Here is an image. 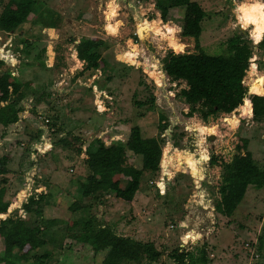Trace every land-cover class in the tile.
Here are the masks:
<instances>
[{"label": "rangeland", "instance_id": "1", "mask_svg": "<svg viewBox=\"0 0 264 264\" xmlns=\"http://www.w3.org/2000/svg\"><path fill=\"white\" fill-rule=\"evenodd\" d=\"M8 1L3 0L0 14ZM157 1L36 0V14L23 27L15 33L0 31V59L6 62L0 66V73L10 72L18 83L31 82L45 89L41 103L31 102L33 97L24 102L32 108L38 104L37 114L52 118L57 125L49 143L34 147L41 153L26 148L31 139L27 131L34 128L33 114H26L28 130L27 122L18 123L6 138L0 139V157H10V172L0 181L7 180L5 186L11 195L17 199L20 193L24 196L32 180L33 193L45 191L49 195L45 218L56 220L58 225L49 234L54 241L39 251L52 254L48 264L62 259H67L66 264H93V252L69 239L66 230L68 208L80 199L79 185L89 175L84 157L77 151L80 147L97 148L99 141L125 143L133 127H140L145 138L164 139L163 153L167 156L162 164L168 181L160 182L159 172H146L132 203L117 199L113 193L104 198L103 205L84 199L82 205L89 209L73 219L96 216L121 236L154 243L163 253L156 264H177L171 253L182 242L189 245L186 249L180 247V252L207 243L209 264H264V248L259 250L264 189L250 187L232 218L215 210L222 163L233 159L243 140L249 141V150L264 169V121L257 123L249 114L218 113L206 123L197 116L189 120L184 117L188 108L175 94L185 84L165 79L160 71L161 59L169 52L197 53L195 41L181 35L182 9L169 15V23L178 31L166 32ZM194 1L206 13L200 38L204 51L211 56H227L228 41L242 35L251 41L250 61L255 59L256 65L255 74L249 76L246 72L244 81L251 87L264 86V54L258 49L262 40L254 37L250 24L254 19L264 20V0ZM85 38L102 42L99 51L107 62L102 70L82 73L84 62L79 60L76 48ZM161 113L168 119L164 131L159 128ZM39 131L42 141L47 134ZM63 140L66 147L59 144ZM199 155L203 160L217 159L218 165L210 166L209 162V167H198L203 162L197 159ZM133 159L141 168L140 158ZM152 180L157 184L151 185ZM208 187L217 191L215 201L205 196ZM13 203L6 218L21 219L25 212L22 208L11 210ZM2 249L0 241V254Z\"/></svg>", "mask_w": 264, "mask_h": 264}, {"label": "trees", "instance_id": "2", "mask_svg": "<svg viewBox=\"0 0 264 264\" xmlns=\"http://www.w3.org/2000/svg\"><path fill=\"white\" fill-rule=\"evenodd\" d=\"M3 0H0V5ZM36 0H9L0 14V31L15 33L23 27L32 15L36 14ZM156 9L166 24V32L173 34L177 27L169 23V15L173 10H184L181 35L195 41V54L167 53L161 59V73L168 82L185 84L175 97L184 103L188 111L184 117L189 120L195 116L203 122H208L218 113L243 115L249 114L255 122L264 121V86H244L242 81L246 76L255 74V59L252 58L253 47L251 41L242 35H236L228 41V55H208L200 43L203 33L202 22L206 16L200 4L194 0H158ZM255 36L262 41L258 49L264 54V20L250 21ZM102 42L90 38L82 39L76 51L80 61L84 62L82 73L99 71L106 67L107 62L100 54ZM251 62V64H250ZM0 59V66L5 65ZM251 65V66H250ZM250 66V68H249ZM159 73V72H158ZM160 73V74H161ZM171 90V89H170ZM46 90L33 83H18L10 72L0 73V139L7 137L9 130L18 123L27 122L19 114L24 111L23 102L33 97L38 103L44 100ZM34 104L32 114L37 115ZM49 119L52 118L49 117ZM30 123V122H29ZM168 119L164 113L159 115V128L165 130ZM34 128L27 131L31 137L27 149L32 142L40 141L41 131L34 118ZM57 129V125L52 121ZM26 131V130H25ZM66 140L59 144L66 147ZM98 147L78 149L79 156L84 157V164L89 170L85 181L79 185L80 199L68 208L69 221L66 226L68 238L75 243L90 249L93 252V264H124L132 262L140 264L148 260L149 264H156L162 257L154 243H143L130 237H124L111 227L102 224L96 216L81 217L74 220L73 216L89 209L83 206L84 199H92L104 204V198L115 194L117 199L132 203L140 191L145 173L155 175L159 172L163 156L164 139L160 136L145 138L140 127H133L125 143L109 145L98 142ZM64 144V145H63ZM140 158L141 168L135 166L133 156ZM10 157H0V177L8 175ZM218 165L217 159L211 157L210 166ZM223 174L221 186L218 190L219 200L215 210L218 214L232 218L246 197L250 187L257 190L264 189V169L260 168L249 150V141L243 140L237 146V154L230 162L222 163ZM189 170H187L188 172ZM190 172V171H189ZM6 179L0 181V241L2 253L0 264H48L52 254L39 251L54 241L49 236L57 221L45 218V206L48 194L45 191L37 192L23 204L25 216L21 219L6 218L9 206L17 201L16 195H11ZM37 198V199H36ZM23 194L18 195V201L13 203L11 210L21 207L20 200ZM6 219H2V218ZM31 219L28 221V218ZM259 250L264 248V225L259 238ZM69 246L68 248H71ZM63 245L61 246V249ZM177 264H209L208 244L204 243L192 251H182L177 248L171 253ZM67 259L57 264H66Z\"/></svg>", "mask_w": 264, "mask_h": 264}, {"label": "built area", "instance_id": "3", "mask_svg": "<svg viewBox=\"0 0 264 264\" xmlns=\"http://www.w3.org/2000/svg\"><path fill=\"white\" fill-rule=\"evenodd\" d=\"M242 84L244 85V86H246L248 83H247V80L245 79V81L243 80L242 81ZM249 85H247L246 87H248ZM29 98H32V97H29ZM29 98H27V99H29ZM34 101V99H32L31 100V102H33ZM23 106H24V111H22L20 114H19V116H20V118L21 119H26V120H28L29 121V119H28V116H26V114L28 113V115H31L32 114V107L31 106H26V103L25 102H23ZM36 117H33V118H35L36 120H37V122H38V125L36 126L39 130L41 129V130H43L44 132H45V134H47L45 137L43 136L42 138H43V140L41 141V139H40V141H34V142H32L31 143V145H30V147H29V149H33V150H35L34 149V147H36V146H38V145H40V146H44L45 144H47V143H49V136H51L52 134H54V133H56V129L53 127V125H52V121H51V119H49V118H47V117H45V116H43L41 113H39V114H37V115H35ZM41 143V144H40ZM169 150V149H168ZM170 151V150H169ZM35 152H37V153H41V150H39L38 151V149L37 150H35ZM169 154V153H168ZM165 156H167V153L165 152V153H163V156H162V160H161V164H160V171H159V173L161 174L160 176H162V178H161V181L160 182H162V183H165L166 181H168V180H165V178H168V174H166V172H165V167H164V165L162 164V163H164V157ZM201 155H199V157L197 158V159H201V157H200ZM210 160L211 159H207V157H206V159H204L203 160V162L200 164H198V167H201V168H206V167H209V162H210ZM209 169V168H208ZM172 176H170V178H171ZM174 178H175V176H174ZM196 178V177H195ZM157 182L158 181H154V180H152V181H150V183H151V185H154V184H157ZM28 184H30V185H32L30 188H26L25 190H24V192H25V194H24V201H23V203H22V205H21V207H20V209L21 208H23V204H24V202L25 201H27V200H29L30 198H32V197H36L37 195L35 194V193H33V185L35 184V181L34 180H32L31 181V183H29V181H28ZM207 192H206V195L205 196H208L209 197V199H213L214 201H215V194L217 193V191L214 189H210L209 187H208V189L206 190ZM37 199V198H36ZM18 200V199H17ZM215 205H216V202H215ZM21 217H23V215L21 216ZM180 226H183V225H180ZM188 236V235H187ZM186 236V237H187ZM190 238V237H189ZM187 245H189L188 243H186V242H182L180 245H179V248L181 247V248H184V247H186ZM180 248V249H181ZM184 249H186V248H184Z\"/></svg>", "mask_w": 264, "mask_h": 264}, {"label": "water", "instance_id": "4", "mask_svg": "<svg viewBox=\"0 0 264 264\" xmlns=\"http://www.w3.org/2000/svg\"><path fill=\"white\" fill-rule=\"evenodd\" d=\"M239 31L241 32V33H243L244 34V29L239 25ZM213 139H214V137H213Z\"/></svg>", "mask_w": 264, "mask_h": 264}, {"label": "bare ground", "instance_id": "5", "mask_svg": "<svg viewBox=\"0 0 264 264\" xmlns=\"http://www.w3.org/2000/svg\"><path fill=\"white\" fill-rule=\"evenodd\" d=\"M162 75V74H161ZM201 160H203V157H201Z\"/></svg>", "mask_w": 264, "mask_h": 264}, {"label": "crops", "instance_id": "6", "mask_svg": "<svg viewBox=\"0 0 264 264\" xmlns=\"http://www.w3.org/2000/svg\"><path fill=\"white\" fill-rule=\"evenodd\" d=\"M258 123V122H257ZM255 160H256V158H255ZM36 194V193H35Z\"/></svg>", "mask_w": 264, "mask_h": 264}]
</instances>
